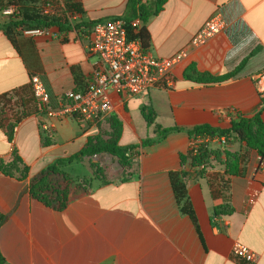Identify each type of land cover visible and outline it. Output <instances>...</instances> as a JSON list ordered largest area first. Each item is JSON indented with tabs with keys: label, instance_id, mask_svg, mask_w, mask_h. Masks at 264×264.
I'll return each mask as SVG.
<instances>
[{
	"label": "crops",
	"instance_id": "1",
	"mask_svg": "<svg viewBox=\"0 0 264 264\" xmlns=\"http://www.w3.org/2000/svg\"><path fill=\"white\" fill-rule=\"evenodd\" d=\"M60 2L82 4L83 15L70 20L71 14H65L81 27L62 31L54 26L48 36L21 34L18 51L0 29V94L39 76L54 104L86 85L98 62L88 50L91 28L130 15L127 0ZM216 12L225 28L207 44L192 48L193 36ZM146 29L148 49L155 56L186 52L174 69L172 87H157L143 96L111 92L113 110L98 125L52 119L53 136L41 132L38 111L17 125L10 121L6 129L0 127V256L7 264H243L232 254L236 243L256 254L252 264H264V161L259 166L256 151L250 161L254 158L255 163L247 160L243 173L231 177L230 215L215 213L208 180L189 159L183 161L191 142L186 132L138 148L131 165L122 166L118 177L105 184L95 181L86 190L71 186L61 211L31 196L34 178L47 167L80 152L91 137L111 138L112 118L121 124L119 144L127 146L147 139L136 123L147 124L143 112L150 109L156 114L151 125L155 134L157 125L221 127L236 113L252 117L259 112L264 97L256 76L264 71V0H167ZM239 67L238 74L222 84L200 85L186 77L195 78L198 72L223 76ZM77 75L83 83L76 82ZM86 159L89 156L60 168L76 181L91 178ZM182 170L187 172L186 188L199 231L181 211L171 185L170 174Z\"/></svg>",
	"mask_w": 264,
	"mask_h": 264
},
{
	"label": "trees",
	"instance_id": "2",
	"mask_svg": "<svg viewBox=\"0 0 264 264\" xmlns=\"http://www.w3.org/2000/svg\"><path fill=\"white\" fill-rule=\"evenodd\" d=\"M130 15L123 19L127 25V33L129 40H139L144 50L148 49L150 36L146 29V24L149 19L156 16L162 9L167 0H153L144 3L143 0H127ZM13 9L11 14H2L5 10ZM61 10L64 11L60 15ZM65 14L72 16L83 15L84 9L81 3H71L61 5L60 0H0V29L4 31L12 45L19 50L18 37L22 34L20 29L27 28H46L57 26L62 31H68L71 28H79L82 26L80 22L70 23ZM139 20L141 26L134 27L132 22ZM94 23V22H93ZM92 25V24H91ZM240 67L228 75L218 76L212 73L198 72L195 78L186 76L188 80L200 85H215L222 84L232 80L239 72ZM76 82L83 83L84 78L76 76ZM261 109L252 117H246L243 114L236 113L229 123L228 127H215L210 124H201L192 129L182 127L162 128L157 125L156 137L142 140L139 144H131L123 146L119 144L120 137V122L112 118L111 123L114 124V133L111 138L106 140L101 136H95L88 139L85 147L78 153L69 158L59 161L43 170L37 177L34 178L30 192L31 196L44 204L45 206L56 210H63L68 203L69 196V180L68 175H64L67 179L61 190L55 193L56 199H52L47 193V184L49 179L54 175L61 173V168L64 165L81 161L84 157L93 156L100 153H107L116 157L124 167L131 165V161L138 155L137 149L140 147L152 146L162 142L169 134L175 132H186L191 139L197 137L213 139H223L226 137H234L237 141L245 144L248 150L256 151L261 162L264 161V122L262 114L264 112V98ZM19 109V110H17ZM37 105L32 91L31 84L14 90L11 93L0 94V127L6 129L10 121H14L17 125L27 116L36 113ZM145 120L149 126L155 124L156 114L150 109L143 112ZM212 153L208 144L202 145L198 150L189 148L187 155H182L183 161L189 159L191 166L199 168L207 164V159ZM237 155L232 161L225 163L228 170L223 172L198 171L200 176L206 178L209 182L211 193L215 201V213L217 215H230L233 208L229 204V191L231 186V177L241 175L243 170L241 163L246 162L248 157L239 158ZM97 176V173H95ZM185 170L172 172L170 181L174 191L177 203L181 207V211L187 214L196 228L199 231L197 217L192 206V202L188 196L186 188ZM50 193V192H49ZM243 264H250L245 260H240ZM0 264H7L0 256Z\"/></svg>",
	"mask_w": 264,
	"mask_h": 264
},
{
	"label": "built area",
	"instance_id": "3",
	"mask_svg": "<svg viewBox=\"0 0 264 264\" xmlns=\"http://www.w3.org/2000/svg\"><path fill=\"white\" fill-rule=\"evenodd\" d=\"M13 9L3 13L11 14ZM76 16H70L73 20ZM132 26L139 27V20ZM222 15L214 13L202 28L193 36L190 46L198 48L207 44L225 28ZM127 25L123 19L95 24L91 28L88 50L98 57L92 75L86 85L65 93L62 98L51 102L50 95L39 76L31 77L32 91L36 100L40 130L53 136L56 126L52 119H76L87 126L98 125L113 110L110 93L118 96H143L157 87L170 88L174 85V69L184 60L185 50L170 58L155 56L149 49L144 50L139 40H129ZM22 35L37 37L48 36L50 29H20ZM258 88L264 97V71L256 76ZM19 110V109H17ZM210 142L209 138L191 139L190 148L195 151ZM264 169V162H263ZM232 254L235 258L254 263L256 254L248 247L236 243Z\"/></svg>",
	"mask_w": 264,
	"mask_h": 264
},
{
	"label": "rangeland",
	"instance_id": "4",
	"mask_svg": "<svg viewBox=\"0 0 264 264\" xmlns=\"http://www.w3.org/2000/svg\"><path fill=\"white\" fill-rule=\"evenodd\" d=\"M228 126L229 123L223 121L222 127ZM136 129L143 139L156 137V134L154 132L155 126H149L147 124L139 125V123H136ZM213 143H215V147H212ZM208 145L211 148L212 153L207 159V164L204 166H200L198 169L199 171H205L206 173L218 171L223 172L225 170H228V167L227 165H225V163L232 161L233 157H236L237 155L240 156L239 158H244L245 156H247L248 161L250 162L252 154L255 153L252 150H248L244 143L237 141L234 137L215 139L214 142L210 141ZM86 160H88L86 162H88L93 172V177H86L83 180L81 179L77 181L70 178L69 188L71 186H75L77 189L86 190L91 187L95 181H98L101 184H105L110 180V178H117L118 170L123 166L116 157L107 153H100L89 156V159ZM258 162L260 166V159ZM243 163L244 162H242L240 165L242 170L244 169ZM250 163H255L254 158ZM122 168H124V166ZM95 173H97V176L95 175ZM64 175L65 171L61 170V173L59 175H55L49 179V183L47 184V191L50 192V196H52L53 200L56 199L55 193L61 190L62 186L67 182V179L64 177Z\"/></svg>",
	"mask_w": 264,
	"mask_h": 264
}]
</instances>
